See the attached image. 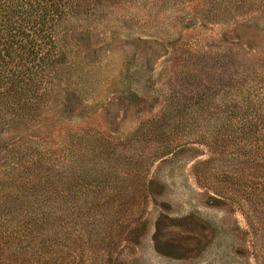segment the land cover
I'll list each match as a JSON object with an SVG mask.
<instances>
[{
  "label": "rangeland",
  "instance_id": "rangeland-1",
  "mask_svg": "<svg viewBox=\"0 0 264 264\" xmlns=\"http://www.w3.org/2000/svg\"><path fill=\"white\" fill-rule=\"evenodd\" d=\"M57 1L51 89L6 99L0 215L33 176L34 208L86 210L75 264H264V0Z\"/></svg>",
  "mask_w": 264,
  "mask_h": 264
},
{
  "label": "trees",
  "instance_id": "trees-1",
  "mask_svg": "<svg viewBox=\"0 0 264 264\" xmlns=\"http://www.w3.org/2000/svg\"><path fill=\"white\" fill-rule=\"evenodd\" d=\"M60 8L57 0H0V126L6 116V99L9 100L11 91L32 95L34 91L51 89L47 85L55 76L52 63H57L58 52L56 47L51 50L47 46L56 42L50 23L65 14ZM19 175L21 177L17 175L16 178L20 180V189L15 198L11 195L15 191L3 197L2 210L9 212L6 206L10 201L19 212L25 210L21 217H29L10 223L5 215H0V229L4 227L0 235V264H28L29 260L33 264V256L43 264H75L80 247L73 245L87 241L86 235L76 230L74 234L64 232L74 228L78 220L88 218L87 213H83L86 210L59 208L56 215L50 216L47 208H34L33 202L39 196L38 181L33 182L36 178L33 176ZM50 193L42 195L49 198ZM70 216L74 220L71 227L68 225Z\"/></svg>",
  "mask_w": 264,
  "mask_h": 264
}]
</instances>
